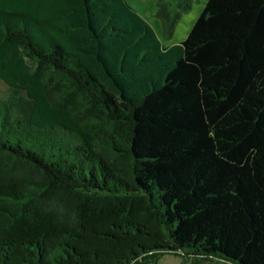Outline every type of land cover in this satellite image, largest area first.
Returning a JSON list of instances; mask_svg holds the SVG:
<instances>
[{
    "label": "trees",
    "instance_id": "trees-1",
    "mask_svg": "<svg viewBox=\"0 0 264 264\" xmlns=\"http://www.w3.org/2000/svg\"><path fill=\"white\" fill-rule=\"evenodd\" d=\"M0 87V264H264V0H0Z\"/></svg>",
    "mask_w": 264,
    "mask_h": 264
},
{
    "label": "rangeland",
    "instance_id": "rangeland-1",
    "mask_svg": "<svg viewBox=\"0 0 264 264\" xmlns=\"http://www.w3.org/2000/svg\"><path fill=\"white\" fill-rule=\"evenodd\" d=\"M154 29L168 47L184 41L208 0H126ZM160 12V13H159ZM175 24L171 35L166 27ZM1 88V87H0ZM147 264H231L220 259L187 257L181 253H161Z\"/></svg>",
    "mask_w": 264,
    "mask_h": 264
}]
</instances>
